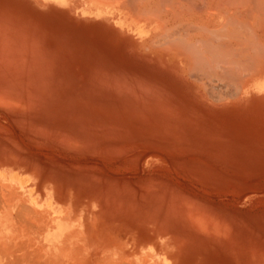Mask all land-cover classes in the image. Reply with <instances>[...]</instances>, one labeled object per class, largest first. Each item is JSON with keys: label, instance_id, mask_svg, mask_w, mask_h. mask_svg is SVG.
<instances>
[{"label": "rangeland", "instance_id": "1", "mask_svg": "<svg viewBox=\"0 0 264 264\" xmlns=\"http://www.w3.org/2000/svg\"><path fill=\"white\" fill-rule=\"evenodd\" d=\"M35 6L0 0V170L73 220L48 261L264 264V98Z\"/></svg>", "mask_w": 264, "mask_h": 264}, {"label": "bare ground", "instance_id": "2", "mask_svg": "<svg viewBox=\"0 0 264 264\" xmlns=\"http://www.w3.org/2000/svg\"><path fill=\"white\" fill-rule=\"evenodd\" d=\"M20 1L86 25L104 26L166 67L186 66L208 83L225 86L230 98H264V0ZM201 78L199 82H207ZM5 171L0 170V259L16 252L21 258L16 264H51L48 259L73 242L75 224L49 194L40 199L33 184Z\"/></svg>", "mask_w": 264, "mask_h": 264}]
</instances>
